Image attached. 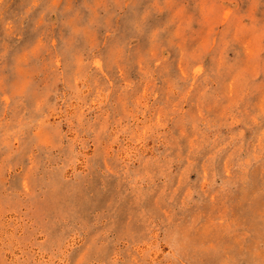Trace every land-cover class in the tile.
<instances>
[{
    "label": "rangeland",
    "instance_id": "374dc122",
    "mask_svg": "<svg viewBox=\"0 0 264 264\" xmlns=\"http://www.w3.org/2000/svg\"><path fill=\"white\" fill-rule=\"evenodd\" d=\"M0 264H264V0H0Z\"/></svg>",
    "mask_w": 264,
    "mask_h": 264
},
{
    "label": "bare ground",
    "instance_id": "6f19581e",
    "mask_svg": "<svg viewBox=\"0 0 264 264\" xmlns=\"http://www.w3.org/2000/svg\"><path fill=\"white\" fill-rule=\"evenodd\" d=\"M234 85V84H233Z\"/></svg>",
    "mask_w": 264,
    "mask_h": 264
}]
</instances>
